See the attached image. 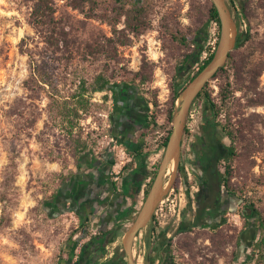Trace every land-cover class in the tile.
Instances as JSON below:
<instances>
[{
    "label": "rangeland",
    "instance_id": "1",
    "mask_svg": "<svg viewBox=\"0 0 264 264\" xmlns=\"http://www.w3.org/2000/svg\"><path fill=\"white\" fill-rule=\"evenodd\" d=\"M35 1L0 0V264H75L84 242L100 232V222L93 223L82 209L79 212L78 204L75 208L64 204L56 215L50 204L62 200L60 195L76 175L90 173V162L106 163L108 156L113 165L126 160L122 148L126 157L132 156L113 119L124 93L133 92L145 100L142 113L150 109L148 119L153 121L149 126L143 119L136 121L138 127L144 125L136 137L144 140L143 148L151 153L166 138L173 129V119L168 117L172 85L176 78L183 82L187 77L185 56L194 51L197 39L205 38L206 44L211 40V21L206 0H148L147 28L135 35L126 29V17L118 15L123 0H101L98 9L87 5L84 12L73 8L72 0H55L59 33H52L47 27L37 30L33 26ZM226 1L237 36L243 33L244 37L232 51L234 61L223 75L209 81L207 89L221 108L218 134L230 149L226 156L235 153L231 160L219 161V171L225 175L226 165L231 166L230 184L240 198L233 194L226 198L231 212L225 222L214 215L208 224L183 221V214L193 211L188 205L198 189L196 170L185 163L189 173L177 176L175 163L170 165L165 177V185L170 186L167 206L159 221L153 218L170 233L162 232L160 242L167 241L175 264H244L253 256L252 243L259 230L254 217L244 224L243 211L248 206L250 212L254 204L264 217V8L260 0H252L249 18L241 17L239 28L238 9L244 0ZM97 47L100 53L91 54ZM143 62L151 79L139 84L132 78ZM180 69L183 73L178 75ZM101 72L115 87L90 95V109L82 113L73 137L67 133L69 124L59 115L58 105L74 99L82 78L92 80ZM222 86L230 95L225 102ZM194 102L210 114V103L203 98ZM179 103L180 98L173 115ZM185 123L188 146L191 140ZM221 126L234 132L233 141ZM78 135L88 142V150L79 157L74 143ZM132 163L124 165L121 179ZM113 165L108 172L101 170L112 183ZM70 172L74 177L62 182ZM84 217L87 227L81 223ZM129 227L120 230L117 244L122 247ZM148 238L147 226L134 243L136 264L152 262L155 253H160L149 246ZM108 250H114L112 245Z\"/></svg>",
    "mask_w": 264,
    "mask_h": 264
},
{
    "label": "trees",
    "instance_id": "2",
    "mask_svg": "<svg viewBox=\"0 0 264 264\" xmlns=\"http://www.w3.org/2000/svg\"><path fill=\"white\" fill-rule=\"evenodd\" d=\"M72 7L75 9H79L81 11H85L86 6L88 5L91 9H98L100 6L101 0H72ZM235 2V0H232ZM252 0H244L240 4L239 16L237 20L238 27L242 25L241 23V17H244L246 19L249 18L248 9L251 5ZM261 1V7L264 8V0ZM208 4V13H209V21L216 20L219 24V38L221 33V20L218 14V10L215 7V5L210 1L206 0ZM55 0H36L35 3L32 6V24L35 27V29L39 30L41 27H47L49 32L51 31L59 33V31L56 30L57 28V22H56V8H55ZM148 4L149 1L146 0L143 3H140L136 0H123V2H120V11L118 12V15L125 16L126 17V29L129 30L131 33H134L135 35H138L142 33L148 25L147 19L149 15L148 11ZM117 21V20H116ZM115 21V22H116ZM117 23V22H116ZM114 23V26L116 25ZM114 30L116 31V26L114 27ZM201 32V31H200ZM243 33H240L238 35V41L235 48H238L241 45V40L243 38ZM121 44H128L127 40H121ZM206 40L205 38H199L196 42V48L193 52L187 53L185 56V62L186 66L185 69L188 72L187 77L184 79L183 82L179 81V78H176V81L172 85V92H171V108L168 111V117L171 121L173 119V110L175 107V103L178 98L181 97L183 89L192 81V79L198 75L214 58L215 51L209 56L208 60H206L198 70L194 71V66L197 62L200 61L201 55L203 50L205 49ZM91 54H99L100 48H92L90 50ZM234 61V54L231 52L229 55V58L227 59L225 65L221 67L218 72L214 75L213 78H217L219 75H223L224 72H226V67L228 64ZM183 73V69H180L178 71V75H181ZM212 78V79H213ZM135 81L137 80L139 84H144L151 79V74L147 73L146 64L143 62L141 70L136 72L133 78ZM49 83V82H44ZM209 83V82H208ZM208 83L206 84L205 88L198 94V96L194 99L196 101L199 98H203L204 101H207L211 105V110L214 118H217L220 114V106L218 103H216L211 94L208 91ZM227 85H230L227 82ZM115 86L111 83V80L109 77H107L104 73H99L95 75L92 80H88L85 78H82L80 80V84L78 85L77 91L74 94V99L72 101L70 100V97L68 99H65L63 103H60L58 105V111L59 115L69 124V126L66 128L67 133L71 136H75L76 132L75 129L78 126L80 119L83 117L82 113H86L90 109L91 104V97L90 95L95 92H103V91H110ZM227 88L222 86L221 87V98L223 102H225L230 95L227 93ZM152 102L155 105H158L156 100H152ZM151 116L155 118V114L152 112ZM153 120L147 119V126H149L152 123ZM210 129L208 131L214 132L215 130L219 129V124L215 125L214 121L210 122L209 125ZM222 131L227 135V137L233 141L234 140V132L227 129L226 126H221ZM172 132V129L170 130L169 135L165 139V145L167 146L170 134ZM75 143V151L77 152V157L79 155H84V153L88 150V142L85 141L82 138V135H78L76 138H74ZM133 156L134 159H137L139 156H141L143 153L141 151H129ZM235 155L234 152H230L226 159L231 160L233 156ZM133 159V160H134ZM87 161V160H86ZM88 162V161H87ZM113 165V163H112ZM130 165V164H127ZM160 163L157 164L156 168H159ZM230 165H226V171L224 175V187L228 190L230 194L236 195L240 198V196L237 195L236 191L231 187L230 181H231V172H230ZM127 166H125V169ZM157 171H155V174ZM74 177V174L72 172L69 173L68 176H65L62 179V182L68 181L70 178ZM178 180V179H177ZM153 180L149 183L146 195L148 194L150 187L152 185ZM114 189H117L116 183L113 181ZM140 186L133 187V191L129 192V188H124L123 192L125 195H128L131 198V205L127 208L125 211V215L128 218H131V220H134L138 213V199H139V193H140ZM54 204H50V207H53ZM248 206L246 207V210L243 211V218L245 219L244 224L246 225L248 223L249 217H254V224L256 225V228L259 230L258 237L253 241L252 243V250H253V256L246 260L244 264H264V217L261 214V212L254 206V204H251L249 206L250 212L247 211ZM87 218H82V225L84 227H87ZM206 216H200L197 219V223L195 225H200L202 222H205ZM142 231V230H141ZM141 231L138 233L137 236L141 233ZM148 231L149 236L154 237V243H156L162 232H167L168 230L161 228L156 222H154V218L149 222L148 224ZM111 230H102L99 233L92 234L89 236V241L85 244V248L92 249L94 247H102V253H107V244L112 242L113 240L109 239ZM156 241V242H155ZM77 243L74 245V248L76 247ZM72 258L75 256L74 251L71 254ZM112 261L115 262V264H127V255L123 249L122 246H117L115 248V255L114 257L108 261L106 264H112ZM175 264V262L173 263Z\"/></svg>",
    "mask_w": 264,
    "mask_h": 264
},
{
    "label": "crops",
    "instance_id": "3",
    "mask_svg": "<svg viewBox=\"0 0 264 264\" xmlns=\"http://www.w3.org/2000/svg\"><path fill=\"white\" fill-rule=\"evenodd\" d=\"M120 101V106L124 108L122 110V114H126L127 117V129H125L123 132L121 130V125H119L120 122L118 121L121 118L120 114L113 116L114 124L119 128L118 130L121 140L123 143H125L128 149H130L132 152L141 151L143 154L137 159L133 160L131 169L126 172L121 181L118 183L115 182L117 189H114L113 183L107 178V174H101V170L102 172L110 171L113 158L108 156L106 163L102 164L98 159L90 162V173L76 175V177L73 179V182L69 183V186L64 191V194L60 195V199L62 200H55V207H52V211L55 210L54 215H56V213L64 210V206L66 204H70L72 208H75L74 205L78 204V207L80 208L79 212H81L82 209L86 212V215L89 216L88 219L92 220L93 223L97 221L100 222L99 225H97L100 231L111 230L109 239L113 241L108 243L106 246L107 255H109L108 257H111V255L115 252V248L120 246L117 243L120 238V230L122 226L129 227L133 223V220L125 215V211L131 205V198L122 192L125 187L129 188V192H132L133 187L140 186L141 188L138 196L139 199L137 208L138 210L141 208L140 205H142L143 202L141 196L142 185L149 174L151 160V153L147 149L143 148L144 140L140 137H138V139L136 138L141 128L147 124L146 122L150 109L142 113V108L146 107L147 103L141 96L128 92L121 96ZM116 113H118V111ZM137 119H143L144 125L138 127L136 125ZM126 132L128 133L126 134ZM124 135H127V140L123 139ZM135 138L136 141H134ZM190 206L191 205H188V207ZM192 212L193 211L190 212V210V214L186 212L189 214V216H185L186 213H184L183 221H190V223H192ZM211 219L212 218H208L204 224H208ZM167 234L169 235L170 233L167 232ZM148 239L153 241L154 237L149 236ZM166 243H159L160 245L162 244L161 249L164 248L163 246L166 247ZM110 245H112V248L114 249L113 251L108 250ZM168 248L169 247L167 245V250ZM164 254H166L165 249L160 253H155L154 257L152 258V263L160 264L163 262V260L165 261ZM172 259L175 261L173 256Z\"/></svg>",
    "mask_w": 264,
    "mask_h": 264
},
{
    "label": "flooded vegetation",
    "instance_id": "4",
    "mask_svg": "<svg viewBox=\"0 0 264 264\" xmlns=\"http://www.w3.org/2000/svg\"><path fill=\"white\" fill-rule=\"evenodd\" d=\"M123 109V107L119 106L117 113V115H121V118L118 121L120 122L119 125H121L122 132L127 129V117L126 114H122ZM212 121H214L215 125H218L217 118H214L212 110H210V114L203 111L197 136H195L196 138L194 137L191 142L188 143V146H186V141L183 135L180 159L178 166L175 169L177 176H184L189 173V167L186 165L187 163L196 170V177L194 176V178L198 184V189L194 194L195 200L191 203V208L193 209L192 223H197V219L200 214L201 216H206L205 221L214 215V219H217L219 222L221 220L222 222H225L227 221L228 213L231 212V208L227 206L226 202V198L230 195V193L224 187L225 177L219 171V161L226 159L228 156H226V150L229 152L230 149L220 139L218 134L219 129L214 132L208 131V129H210V122ZM127 133L128 132H126V134ZM123 139L127 140V135H124ZM201 224H203V222ZM88 241L89 239L87 242ZM153 241L148 239L149 246L153 247L154 245L157 252L164 251V249L166 252V254H164L165 261L163 260L160 264H167V261L168 264H173L175 261L170 255V248L167 250V243L166 247L163 246V249H161L162 247L158 249L156 245L160 243V238L157 242L155 241L156 243L154 244ZM87 242H84L79 254L77 256L75 255L77 259L76 262H74L75 264H106L114 257L115 252L111 255V257H108L109 255H107V253L100 256L102 253V247H94L92 249L85 248V244ZM112 264H115V262L112 261ZM147 264H153L151 259H149V262L147 261Z\"/></svg>",
    "mask_w": 264,
    "mask_h": 264
},
{
    "label": "water",
    "instance_id": "5",
    "mask_svg": "<svg viewBox=\"0 0 264 264\" xmlns=\"http://www.w3.org/2000/svg\"><path fill=\"white\" fill-rule=\"evenodd\" d=\"M210 1L217 8L221 20V33L218 46L212 61L182 91L179 106L173 115V129L158 171L136 218L123 237V249L127 255L128 264H136L133 259V248L137 235L142 229L148 226L160 201L165 198L168 192L167 189L170 187L165 185V177L172 163H175V169L178 166L187 113L194 99L205 88L206 84L214 77L218 70L225 65L238 41L237 25L227 1Z\"/></svg>",
    "mask_w": 264,
    "mask_h": 264
},
{
    "label": "built area",
    "instance_id": "6",
    "mask_svg": "<svg viewBox=\"0 0 264 264\" xmlns=\"http://www.w3.org/2000/svg\"><path fill=\"white\" fill-rule=\"evenodd\" d=\"M211 40L208 41V43L205 45V49L202 52L200 61L197 62L194 66L195 70H198L200 66L208 60L209 56L216 51L218 42H219V24L216 20L211 21ZM202 105H198V103L193 102V106L189 109L188 111V116L187 120L185 123V134L186 136H189L188 138L192 140L198 133L199 126L201 124V115H202ZM169 135V134H168ZM167 135V136H168ZM166 136V137H167ZM166 139V138H165ZM165 139L161 141L159 144H157L154 148V150L151 152V160H150V169H149V174L145 180V182L142 185V190H141V196L142 200L145 199L146 197V190L148 184L153 180L155 176V171H157V164L163 153L165 152L166 145H165ZM121 154L123 158H126V160H123L121 162H116L113 165V181L118 183L121 181V173L124 165L134 159V156H129L126 157V151L124 148L121 149ZM172 191H175V188L172 187ZM173 193V192H172ZM171 193V194H172ZM169 199V198H168ZM166 198L161 200L154 215L155 218L158 219L159 221V216L161 214L164 215V210L165 207L167 206Z\"/></svg>",
    "mask_w": 264,
    "mask_h": 264
},
{
    "label": "bare ground",
    "instance_id": "7",
    "mask_svg": "<svg viewBox=\"0 0 264 264\" xmlns=\"http://www.w3.org/2000/svg\"><path fill=\"white\" fill-rule=\"evenodd\" d=\"M170 172V171H169Z\"/></svg>",
    "mask_w": 264,
    "mask_h": 264
}]
</instances>
